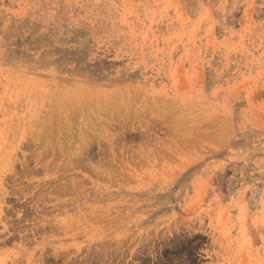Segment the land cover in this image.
<instances>
[{
    "label": "rangeland",
    "instance_id": "1",
    "mask_svg": "<svg viewBox=\"0 0 264 264\" xmlns=\"http://www.w3.org/2000/svg\"><path fill=\"white\" fill-rule=\"evenodd\" d=\"M0 264H264V0H0Z\"/></svg>",
    "mask_w": 264,
    "mask_h": 264
},
{
    "label": "bare ground",
    "instance_id": "2",
    "mask_svg": "<svg viewBox=\"0 0 264 264\" xmlns=\"http://www.w3.org/2000/svg\"><path fill=\"white\" fill-rule=\"evenodd\" d=\"M140 93V92H139ZM94 101V100H93ZM114 101V100H113ZM112 103V102H111ZM118 103V102H117ZM109 105V104H108ZM113 105V104H112ZM114 112V111H113ZM171 114V113H170ZM115 115V114H114ZM57 120V119H56ZM90 125V124H89ZM91 127V126H90ZM41 135V134H40ZM61 139V138H60ZM62 140V139H61ZM65 143V142H64ZM66 144V143H65ZM80 145V144H79ZM82 145V144H81ZM72 160V159H71ZM70 160V161H71ZM75 161V160H74Z\"/></svg>",
    "mask_w": 264,
    "mask_h": 264
}]
</instances>
